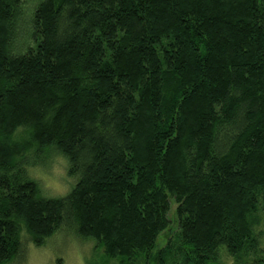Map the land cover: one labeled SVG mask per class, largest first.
Instances as JSON below:
<instances>
[{
    "label": "trees",
    "instance_id": "1",
    "mask_svg": "<svg viewBox=\"0 0 264 264\" xmlns=\"http://www.w3.org/2000/svg\"><path fill=\"white\" fill-rule=\"evenodd\" d=\"M26 1L0 0V264L66 226L106 264H264V0H40L16 44ZM53 155L63 198L28 174Z\"/></svg>",
    "mask_w": 264,
    "mask_h": 264
},
{
    "label": "rangeland",
    "instance_id": "2",
    "mask_svg": "<svg viewBox=\"0 0 264 264\" xmlns=\"http://www.w3.org/2000/svg\"><path fill=\"white\" fill-rule=\"evenodd\" d=\"M40 0H27L26 9L18 19V26L14 34V41L20 44L25 36V25H28L29 17L32 16L34 6ZM26 32V31H25ZM29 178L38 185L40 195L44 198H63L68 195L76 185V179L68 174V162L59 155L48 157L34 167L28 169ZM171 229H175L176 220L172 216ZM167 235L160 239L163 245ZM262 247L264 238H261ZM22 243L25 252L22 258L15 259L9 264H106L104 254L95 249L91 241L80 239L73 229L66 226L57 232L44 246L37 247L32 242ZM225 259V260H224ZM224 264H232L227 257H223ZM110 263V262H109ZM111 263H113L111 261ZM145 264V263H142Z\"/></svg>",
    "mask_w": 264,
    "mask_h": 264
}]
</instances>
